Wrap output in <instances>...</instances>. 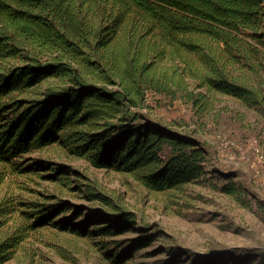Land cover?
Listing matches in <instances>:
<instances>
[{
  "label": "trees",
  "instance_id": "obj_1",
  "mask_svg": "<svg viewBox=\"0 0 264 264\" xmlns=\"http://www.w3.org/2000/svg\"><path fill=\"white\" fill-rule=\"evenodd\" d=\"M149 91L200 117L231 95L264 121V0H0V264L46 224L95 235L101 263L130 264L148 223L94 170L148 195L206 174L204 147L144 111ZM45 149L84 165L27 156ZM36 176L57 182L45 199ZM134 230L129 247L107 239Z\"/></svg>",
  "mask_w": 264,
  "mask_h": 264
},
{
  "label": "rangeland",
  "instance_id": "obj_2",
  "mask_svg": "<svg viewBox=\"0 0 264 264\" xmlns=\"http://www.w3.org/2000/svg\"><path fill=\"white\" fill-rule=\"evenodd\" d=\"M147 103L144 111L154 121L172 125L204 147L206 174L182 189L148 195L125 176L121 178L127 183L121 184L118 174L95 169L93 173L106 187L128 191V206L148 223L143 235L134 230L107 238L112 247H129L130 242L124 239L142 235L144 244L130 264H194L195 260L199 264H264V121L231 95L218 94L214 108L201 117L188 103L151 91ZM58 153L45 149L27 156L35 163L51 155L54 162L84 165L82 160L59 158ZM34 179L39 181L33 187L41 199L55 191L57 182L37 176ZM23 181L19 177L13 185ZM230 184L236 186V192L224 190ZM33 195L37 196L36 192H28V197ZM71 199L98 205L82 196ZM65 217L59 214L54 221L63 222ZM80 219L89 217L84 213ZM90 237L46 224L32 231L19 254L3 264H28L34 251V264H104L95 260L90 250L99 247V238ZM86 247H90L88 251Z\"/></svg>",
  "mask_w": 264,
  "mask_h": 264
},
{
  "label": "built area",
  "instance_id": "obj_3",
  "mask_svg": "<svg viewBox=\"0 0 264 264\" xmlns=\"http://www.w3.org/2000/svg\"><path fill=\"white\" fill-rule=\"evenodd\" d=\"M257 151H258V152H261L259 148H257Z\"/></svg>",
  "mask_w": 264,
  "mask_h": 264
}]
</instances>
